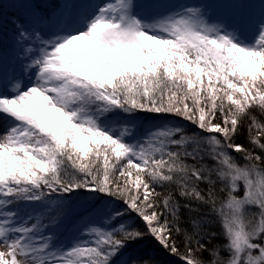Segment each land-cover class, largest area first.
<instances>
[{
	"label": "snow or ice",
	"instance_id": "1",
	"mask_svg": "<svg viewBox=\"0 0 264 264\" xmlns=\"http://www.w3.org/2000/svg\"><path fill=\"white\" fill-rule=\"evenodd\" d=\"M0 122V264H264V0H0Z\"/></svg>",
	"mask_w": 264,
	"mask_h": 264
},
{
	"label": "trees",
	"instance_id": "2",
	"mask_svg": "<svg viewBox=\"0 0 264 264\" xmlns=\"http://www.w3.org/2000/svg\"><path fill=\"white\" fill-rule=\"evenodd\" d=\"M16 13L15 9H9L8 11V16L11 17ZM8 33L11 31L10 25L7 26ZM138 123L140 125H142L141 127V131H145L147 130L149 127H151L152 125L155 124H162V123H173V124H181L183 126L186 127V129L188 130L189 133L192 132H196L197 129L195 128L194 125L186 122V121H182L179 118H176L174 116H152L150 119L145 120L143 119V116H141V119L138 121ZM246 130L245 129H241L240 135L237 137V142L238 143H246ZM237 155V158H239L238 154H234ZM84 204V201L81 200L77 205H74V209L78 208L80 206H82ZM26 207H34V206H26ZM187 213H185L186 215ZM66 225H64L63 227L65 228V231H67L70 226L69 222L65 223ZM68 225V226H67ZM137 226L142 227V224H140L139 221H137ZM219 242V241H217ZM134 251H147L152 255L158 256V258H160L164 264H171L173 258L167 256L162 249L159 248V246L156 244V242L151 238V237H146L145 240L139 242L136 246H134Z\"/></svg>",
	"mask_w": 264,
	"mask_h": 264
},
{
	"label": "rangeland",
	"instance_id": "3",
	"mask_svg": "<svg viewBox=\"0 0 264 264\" xmlns=\"http://www.w3.org/2000/svg\"><path fill=\"white\" fill-rule=\"evenodd\" d=\"M4 2L5 3H12V2H14V0H4ZM95 2L103 3V0H95ZM165 2L171 6L179 7L181 5L196 4V3H199L200 0H165ZM10 32H9V35H10ZM2 129H3V123L0 122V131H2ZM27 209H28V211L32 210L31 207H27ZM80 210H81V206L78 208H75V211H80ZM69 228L70 229H68L67 231H65V228L63 226L59 229V232L62 233L61 239L64 243H68L74 234V230L71 228V224H70Z\"/></svg>",
	"mask_w": 264,
	"mask_h": 264
}]
</instances>
